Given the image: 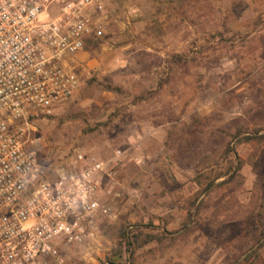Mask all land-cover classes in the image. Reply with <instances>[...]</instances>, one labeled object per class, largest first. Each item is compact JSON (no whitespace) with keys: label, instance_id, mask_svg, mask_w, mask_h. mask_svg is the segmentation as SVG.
Here are the masks:
<instances>
[{"label":"rangeland","instance_id":"374dc122","mask_svg":"<svg viewBox=\"0 0 264 264\" xmlns=\"http://www.w3.org/2000/svg\"><path fill=\"white\" fill-rule=\"evenodd\" d=\"M100 1L78 92L34 120L47 172L110 168L115 217L66 264H264V0Z\"/></svg>","mask_w":264,"mask_h":264},{"label":"built area","instance_id":"2783aa9c","mask_svg":"<svg viewBox=\"0 0 264 264\" xmlns=\"http://www.w3.org/2000/svg\"><path fill=\"white\" fill-rule=\"evenodd\" d=\"M102 8L100 0H0V264H66L67 246L93 260L100 218L115 217L100 201L106 161L47 172L34 137V120L78 92L75 57L101 37L93 14Z\"/></svg>","mask_w":264,"mask_h":264},{"label":"trees","instance_id":"16d2710c","mask_svg":"<svg viewBox=\"0 0 264 264\" xmlns=\"http://www.w3.org/2000/svg\"><path fill=\"white\" fill-rule=\"evenodd\" d=\"M90 42H93V40L91 39H86V42H85V45H84V49H86L87 47V44H89ZM251 139V136H246L243 140H241L242 142L243 141H247ZM122 238H123V243H124V246L127 247L128 250L131 249V247L134 245V243L137 242L138 240V236L135 235V234H129L127 231L123 230L122 231Z\"/></svg>","mask_w":264,"mask_h":264}]
</instances>
